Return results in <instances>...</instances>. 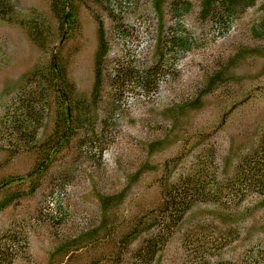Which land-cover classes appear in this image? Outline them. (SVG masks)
<instances>
[{"label": "rangeland", "instance_id": "374dc122", "mask_svg": "<svg viewBox=\"0 0 264 264\" xmlns=\"http://www.w3.org/2000/svg\"><path fill=\"white\" fill-rule=\"evenodd\" d=\"M80 1L68 38L59 36L50 0H4L0 10V180L16 178L0 212V249L16 252L10 264H49L61 244L91 230L101 247L104 226L130 219L138 206L154 209L162 183L180 186L187 177L198 179L196 197L151 264H264V0H215L205 15L202 0ZM99 24L109 49L94 104ZM174 35L188 47L167 50ZM54 54L83 115L37 191L18 198L39 177H31L40 161L34 146L60 118L39 95L47 83L31 75ZM151 143L162 147L151 153ZM153 232L113 264H131ZM91 248L55 261L72 264L78 254L73 264H88Z\"/></svg>", "mask_w": 264, "mask_h": 264}, {"label": "trees", "instance_id": "16d2710c", "mask_svg": "<svg viewBox=\"0 0 264 264\" xmlns=\"http://www.w3.org/2000/svg\"><path fill=\"white\" fill-rule=\"evenodd\" d=\"M3 1L4 0H0V10H2L5 6ZM161 1L162 0H154V3L155 5L159 6ZM214 2L215 0H202L203 9H201V12L203 15L210 12V7ZM80 3V0H50V9H52L53 16L58 22V33L61 38L73 36V32L78 26L77 15ZM97 30L99 47L95 56L96 75L92 93V100L94 104L97 102V97L102 83V60L106 56L109 49L108 42L105 38L103 24H99ZM177 36L178 35H174L173 38H170L167 43L165 42V44H167V50H170L172 46L173 48L180 46L182 49H186V47H188V42L186 41L187 38L184 36L179 38ZM32 38L41 49L45 48L44 38H36V36ZM162 43L159 42L158 47L159 49L163 50ZM164 54L165 53L163 52L162 55ZM63 64V62L59 63L58 57L54 54L47 66L43 67L42 69L40 68L31 74L32 77H35V80L36 77L40 75V78L37 79L40 84H43V81L47 83V86H42L39 95L41 98H47V100L50 101L49 104L54 105L60 118L55 123L54 132L46 140L42 141L38 145L36 144L37 146H34L37 152L40 154V161L37 164V170L34 169L33 173H31V177L34 174H37L39 177L34 179L30 190L27 192H25V190L17 191L15 197H25L26 195H32L37 191L39 187L38 181L40 176L43 174V171L52 165L56 159V156H58V154L63 151L65 145L71 143L77 134L79 127L78 122L81 115H83V112L81 111L82 109H80L81 101H77L78 98L76 97V94H74V84L69 83L65 77V67ZM147 82H149L150 85L155 84L151 77L146 78V83ZM22 140H25L23 137H21V144H24ZM149 147L150 152L153 153L162 146L160 144L155 145V143H151ZM11 152L16 153V151ZM245 160L244 162H247ZM249 164H244V166H249L250 168L251 166ZM195 178L196 177L185 178V182L183 181V185L180 186L172 185V187H170L167 186L168 184L165 185L162 183V186L160 187V203L154 209H144L143 206H138V210L130 219H120V221L118 223L116 222L115 225L109 230H106L107 226H104L106 227L104 228L105 233L103 234L105 242L101 247L97 245V243H94L98 231H87L83 233V235L68 241L71 243L65 242V244H61L59 246L60 248H58L56 252H54L55 254L52 256V258H50L49 264H58L55 261L58 256H64L73 248L76 251V249L81 246H85V248L92 247V250L95 248V251L90 254L88 264H98L102 260H107L109 263L113 264L115 261L121 258V252L123 249L132 245L139 235L143 234L144 232L150 233L158 229L159 231L157 234L156 232H153L155 234L152 233L153 236L146 240L147 242L144 246L135 250L131 258V264H151L158 248L157 245L159 244L163 235H165L166 232L170 230V228H173V226L178 223L182 215L185 213L186 208L184 206H187L189 200H192L193 194L196 197V189L198 187V182L196 181H198V179L195 180ZM13 180H16V178L11 177L10 179L4 178L0 180V195L3 194L4 196V198L0 200V212L12 201L13 193L8 195L6 188L9 187ZM25 180L29 179L19 177L15 182L23 183ZM199 190L202 191L201 188H199L197 191ZM59 221L61 222L60 219ZM114 227H116L117 230ZM118 227H120V229ZM67 244L69 246H67ZM12 252L8 253L0 249V264H10L14 259H16V252H14L13 249ZM60 253L63 254L61 255ZM4 256H8L10 259L7 260ZM80 258L81 255L79 257L78 254H76L73 259L75 262H78V259L80 260ZM62 259L65 260V257ZM74 261L70 262L73 264Z\"/></svg>", "mask_w": 264, "mask_h": 264}]
</instances>
